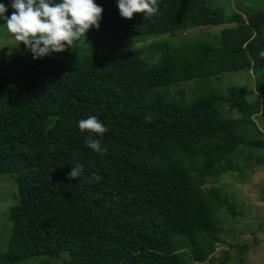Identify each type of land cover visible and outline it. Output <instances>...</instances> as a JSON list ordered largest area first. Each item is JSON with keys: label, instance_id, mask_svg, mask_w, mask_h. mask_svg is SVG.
<instances>
[{"label": "trees", "instance_id": "1", "mask_svg": "<svg viewBox=\"0 0 264 264\" xmlns=\"http://www.w3.org/2000/svg\"><path fill=\"white\" fill-rule=\"evenodd\" d=\"M11 2L0 0L7 17ZM94 3L102 19L86 41L36 60L18 42L0 57V176L15 179L18 195L1 261L205 263L224 242L219 212L228 203L209 179L237 168L243 149L247 159L264 150V7L237 1L226 15L211 0H160L144 21L121 18L117 0ZM220 25L230 26L212 41L163 39ZM148 37L158 40L119 55L93 51ZM144 53L158 57L149 63ZM238 71L254 75V101L236 85L190 99L170 92ZM89 115L108 129L98 137L106 155L78 128ZM77 164L83 174L68 179Z\"/></svg>", "mask_w": 264, "mask_h": 264}, {"label": "rangeland", "instance_id": "2", "mask_svg": "<svg viewBox=\"0 0 264 264\" xmlns=\"http://www.w3.org/2000/svg\"><path fill=\"white\" fill-rule=\"evenodd\" d=\"M244 5L264 7L263 0H211L213 5L224 9L226 15L236 11V2ZM230 25L211 26L200 29H188L169 35L165 39L171 46L181 44L186 39L203 38L212 41L220 31ZM158 39L152 37L129 39L122 43L121 47L102 46L93 48L107 55H119L126 49L143 48L151 45ZM18 48V42L7 32L5 24L0 26V57L14 52ZM149 63L155 62V57H147ZM217 87L225 91L227 86L236 85L245 94L248 101H254L255 77L251 72H229L221 76L212 77L207 83L191 81L181 83L178 87L171 88L170 92L175 98L182 94L190 99L199 90H209V86ZM229 113L234 114L233 107H227ZM235 163L237 168L226 170L218 175L216 180L207 183L206 187L215 186L221 189L223 196L227 197V205H223L219 212L222 232L221 239L224 241L215 245V251L211 259L202 264H264V150H254L253 156L259 159H247L246 150L243 149ZM18 202L16 183L13 177L0 176V264H63L61 260L48 257H38L18 263H6L1 261V255L7 250L11 235L12 224L9 214L11 208ZM228 257L224 262V258ZM63 258L67 255L63 254ZM198 264V263H193Z\"/></svg>", "mask_w": 264, "mask_h": 264}, {"label": "clouds", "instance_id": "3", "mask_svg": "<svg viewBox=\"0 0 264 264\" xmlns=\"http://www.w3.org/2000/svg\"><path fill=\"white\" fill-rule=\"evenodd\" d=\"M160 0H117L121 18L133 19L134 14L143 13V20L152 19L159 13ZM13 12L5 16L8 7L0 3V20L5 21L7 32L23 44L34 60L52 53H62L74 43L86 41V33L99 28L102 7L94 0H12ZM18 45V46H19ZM264 57V51L260 53ZM78 128L87 132L85 144L95 153L103 156L107 150L102 147L101 137L108 129L94 115L78 122ZM83 174L82 165H74L68 179L74 180ZM91 179L99 180V176Z\"/></svg>", "mask_w": 264, "mask_h": 264}]
</instances>
